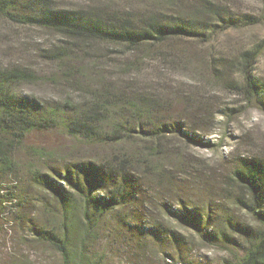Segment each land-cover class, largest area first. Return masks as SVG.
<instances>
[{"label": "trees", "instance_id": "1", "mask_svg": "<svg viewBox=\"0 0 264 264\" xmlns=\"http://www.w3.org/2000/svg\"><path fill=\"white\" fill-rule=\"evenodd\" d=\"M234 1L114 0L64 8L56 0H0V46L9 58L23 60L29 49L23 34L3 33L5 24L47 33L51 40L33 54L63 79L21 60L0 63V218L15 215L14 222L60 254L61 264H100L91 250L105 220L123 246L162 253L167 264H200L189 254L204 248L229 255L219 264H264V159L212 163L196 152L219 146L208 135L221 125L218 115L230 117L234 109L216 112L210 84L198 78L188 92L173 91L165 72L186 68L183 53L160 52L151 79L143 74L156 47L188 40L212 48L230 30L264 25V12L240 15ZM235 53L211 52L209 77L221 90L259 102L264 39ZM45 85L80 87L76 97L50 100L24 89ZM53 131L108 153L73 160L28 145L32 134ZM21 152L38 161L24 170ZM46 197L59 207L56 221L18 215L29 198L46 210Z\"/></svg>", "mask_w": 264, "mask_h": 264}, {"label": "rangeland", "instance_id": "2", "mask_svg": "<svg viewBox=\"0 0 264 264\" xmlns=\"http://www.w3.org/2000/svg\"><path fill=\"white\" fill-rule=\"evenodd\" d=\"M100 1L112 3L114 0H56L57 4L64 8L87 7L96 5ZM115 5L120 6L118 3ZM233 5L235 12L240 15L261 14L264 12L263 5L258 0H235ZM4 27L6 29H3V33L11 31L13 34H23L21 36L28 44L29 54L23 55V60L19 59L18 56L9 58L5 48L0 46V63L6 64L11 58L21 60L36 70L54 77V80L58 83L63 81L54 68L44 64L33 54V50L42 47L47 40H51V36L35 30L9 28L10 26L8 27L7 24ZM261 39H264V25L248 26L238 30H230L227 34L222 35L212 48L211 46H200L193 41L174 40L166 46L156 47L147 53L150 59L146 63L147 71H143V74L145 73L150 79L153 74L152 68L157 64L153 61V57L159 55L160 52L177 53L179 55L183 53L181 56L190 61V63L185 62V69L177 68L170 71L166 69V74L163 72L167 76L165 78L168 80L167 83H170V86L174 89L173 91L188 92L189 88L194 87L196 83L194 79L198 78L210 84L216 112L219 109H234L233 112H228L230 117L218 115L217 119L221 122V125L208 135V138L216 144L219 143V146L213 152L196 149L200 156L211 160L212 163L234 162L238 158L264 159V99L259 102L255 100L247 102L243 96L221 90V86L210 79L209 69L206 67L211 52L220 57H233L236 54V49L250 48ZM256 68V76L264 84V53ZM80 86L75 89L70 87V89H57L55 86L45 85L24 89L28 94H35L50 100L63 99L64 95L71 92L76 97L77 92L75 90ZM28 145L47 148L56 154L73 160L98 159L103 154L108 153V149L87 146L82 143L81 139L68 137L61 131L34 133L30 136ZM19 157L24 165V170L26 165L38 161L36 157L25 152H21ZM44 201L46 210H43V203H39L38 200L29 198L26 203L22 200L21 202L25 208H18V215L23 217L25 214L27 218L39 220L42 223L56 221L59 217L58 205L49 197H46ZM14 217L15 215L7 213L3 218H0V264H61L60 254L48 244L34 239L32 233L25 228L26 224L19 223V220L18 223L14 222ZM115 233L116 228L112 222L107 223L106 220L101 222V231L94 240L91 250L93 254L97 255L100 264H167L162 253L148 249H141V251L136 246H132V248L127 245L123 246L114 237ZM189 255H192L189 257L190 260L200 264H219L224 258H229L226 252L207 248L192 251Z\"/></svg>", "mask_w": 264, "mask_h": 264}]
</instances>
